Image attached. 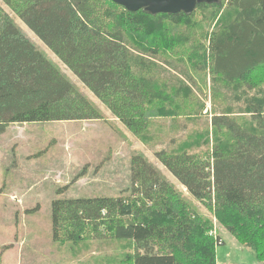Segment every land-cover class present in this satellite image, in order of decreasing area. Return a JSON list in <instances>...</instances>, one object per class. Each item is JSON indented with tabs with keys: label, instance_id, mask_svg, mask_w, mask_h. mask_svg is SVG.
Instances as JSON below:
<instances>
[{
	"label": "trees",
	"instance_id": "obj_1",
	"mask_svg": "<svg viewBox=\"0 0 264 264\" xmlns=\"http://www.w3.org/2000/svg\"><path fill=\"white\" fill-rule=\"evenodd\" d=\"M219 4L197 5L190 15L151 16L108 0H0V133L10 124L102 119L3 6L114 118L142 137L156 119L196 118L204 111L181 79L187 71L173 76L162 66L173 72L175 65L162 56L176 54L169 59L182 65L200 59L203 71L205 51L198 39L187 40L174 28L191 25L197 11L224 4L232 17L209 40L206 69L215 85L209 133L206 129L182 149L156 152L155 158L264 264V0ZM201 140L203 154L195 149ZM130 181L128 198L53 201V241L78 245L108 234L134 244L129 264H216L223 242L210 235L211 222L154 165L132 157Z\"/></svg>",
	"mask_w": 264,
	"mask_h": 264
},
{
	"label": "rangeland",
	"instance_id": "obj_2",
	"mask_svg": "<svg viewBox=\"0 0 264 264\" xmlns=\"http://www.w3.org/2000/svg\"><path fill=\"white\" fill-rule=\"evenodd\" d=\"M3 7L21 34L98 109L102 119L10 124L0 133V264H129L126 257L133 254L134 244L114 240L108 234L78 245L54 242L51 204L55 200L130 197V161L134 156L146 158L211 222L210 235L223 242L217 245L216 264H262L250 249L237 243L212 211L190 197L155 158V153L161 150L173 152L178 147L184 148L208 129L212 109L210 95L215 87L206 69L210 60L209 40L232 17L233 13L224 4L220 8L197 11L191 25L174 28L178 35L186 34L187 40L198 39L206 53L203 71H199L200 59L182 65L169 59L176 54L162 56L168 65H175L173 72L162 66L173 76L187 71V75H183L186 78L181 79L203 102L204 111L196 118L156 119L142 137L130 133L15 15ZM181 86L185 85L177 84ZM188 105L191 107L192 103ZM205 148L206 140H201L195 149L203 154Z\"/></svg>",
	"mask_w": 264,
	"mask_h": 264
},
{
	"label": "water",
	"instance_id": "obj_3",
	"mask_svg": "<svg viewBox=\"0 0 264 264\" xmlns=\"http://www.w3.org/2000/svg\"><path fill=\"white\" fill-rule=\"evenodd\" d=\"M123 7L128 12L142 10L151 16L157 14L174 15L184 13L190 15L200 4H218L221 0H108Z\"/></svg>",
	"mask_w": 264,
	"mask_h": 264
},
{
	"label": "built area",
	"instance_id": "obj_4",
	"mask_svg": "<svg viewBox=\"0 0 264 264\" xmlns=\"http://www.w3.org/2000/svg\"><path fill=\"white\" fill-rule=\"evenodd\" d=\"M219 245V244H218Z\"/></svg>",
	"mask_w": 264,
	"mask_h": 264
}]
</instances>
